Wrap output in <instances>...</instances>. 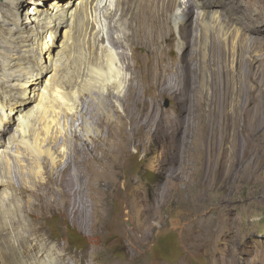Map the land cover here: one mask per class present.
Segmentation results:
<instances>
[{"label": "rangeland", "instance_id": "1", "mask_svg": "<svg viewBox=\"0 0 264 264\" xmlns=\"http://www.w3.org/2000/svg\"><path fill=\"white\" fill-rule=\"evenodd\" d=\"M195 1L181 0L180 12L173 6L163 19V51L156 59L171 69L156 87L142 73L151 58L149 48L122 39L121 29L112 30L115 21H103L104 37L122 39L119 47L106 40L103 45L124 54V64L131 67L123 73L120 96L97 88L80 94L78 109L66 116L62 108L51 131H60L58 151L68 137L67 148L77 146L81 159L95 156L97 163L102 160L116 169L113 184L92 185L81 175L76 186L79 215L72 217L61 208L39 212V184L72 153L68 149L53 169L47 163L43 180L34 175L35 153L26 140L43 130L44 114L34 116L25 141L8 150L9 179L6 173L0 177L11 186L0 187V196L9 193L0 203V214L5 213L0 220L15 233L39 235L40 245L61 257V264H264V0H202L213 29L200 24ZM42 2L19 0L15 9L10 7L18 28H8L33 25L30 17ZM175 12L181 13L179 23ZM180 24L189 25L192 43L182 42ZM200 39L206 40L205 52L200 51ZM7 53L0 47L1 56ZM83 62V52L75 48L61 67V81L73 84ZM130 78L150 110L140 112L138 105H130ZM34 104L29 100L25 110ZM7 110L0 107V118ZM104 115L107 123L98 128ZM117 118L124 134L118 131L112 139L110 127ZM16 124L0 127L4 142ZM119 142L122 153L114 160L106 153ZM75 169L73 165V173ZM66 227L85 238L82 249L69 246ZM33 253L32 262L44 258Z\"/></svg>", "mask_w": 264, "mask_h": 264}, {"label": "bare ground", "instance_id": "2", "mask_svg": "<svg viewBox=\"0 0 264 264\" xmlns=\"http://www.w3.org/2000/svg\"><path fill=\"white\" fill-rule=\"evenodd\" d=\"M18 1L0 0V47H4L8 52L5 56L0 55V107L2 111L8 108L4 112L3 118H0V127L5 123L17 122L16 129L8 142H4L0 136V146L2 147L0 150V174L6 173L9 179L10 157L8 150L13 143L25 141L31 120L38 114H44L43 130L39 131V134H35L32 141L26 140V144H31V150L35 153L34 175L43 180V175L47 174V163L53 169L60 164L61 160L63 161L65 152L67 153L70 150L72 153H70V157L66 156L67 158L64 159L61 167L56 171L54 170L52 176L47 175L46 179L44 178L45 181L39 184V193L36 195L39 202V212L50 208H61L62 212L74 217L80 213L77 204L78 190L76 186L80 184L81 175L85 176L92 185L101 186L103 181L113 184L112 182L115 181L117 173L116 169L112 171L111 165L108 163H103L102 160L97 163L95 156H92L89 161L81 159L77 146L67 148L66 141H68V137L63 139L58 151L55 143L57 140L56 134H59L60 131L55 129L57 132L51 133L52 126H56L58 123V114L62 108L64 110L62 112L66 116L74 114L79 106L78 97L80 94L89 93L94 88L102 92L106 90L113 94L112 97L119 98V90L126 81L123 73L131 67L124 64L126 56L116 54L111 48L105 47L103 45L104 40L108 41L112 47H119L122 39L128 42L135 41L148 47L151 58L147 63L148 65L143 68L142 73H147L150 76L153 87L159 86L163 81L164 74L171 69L165 63L158 62L156 59L159 52L163 51L160 42L164 36L162 30L165 27V20L163 19L171 7L175 6L176 10L179 11L177 7L183 1L44 0L45 2L35 6L36 15L30 17L33 25L12 30L8 28L9 25L18 28V19L10 7L15 9ZM186 4L187 2L184 5ZM195 4L200 7V24L203 27L213 29L209 19L210 12L205 7L207 3L196 0ZM186 7H189V5ZM29 10L30 8L26 9V14L29 13ZM172 10L175 9L172 8ZM182 11L183 14L184 10ZM173 14L175 20L180 15L177 12ZM178 19L181 21L180 18ZM105 20L115 21L112 30L121 29L122 39L114 38L112 35H105L104 37L103 21ZM193 24L194 22L192 26ZM23 28L25 31H21ZM189 28V25L180 24L179 26L181 40L184 44H189L192 39L190 38ZM204 31L206 32L205 29ZM199 47L200 51L205 52L207 48L206 40L200 39ZM75 48H79L83 52L84 62L77 71L74 83L66 84L61 81L60 71ZM204 56L202 57L204 58ZM152 80H155V82ZM131 81L132 78L128 81L130 105H138L139 111L144 112L149 109V106L145 100H141L132 88ZM36 87L39 90L38 94L34 92ZM18 94L23 96L22 99H16ZM110 94L106 96L111 97ZM106 96L103 99L106 100ZM25 99L28 101L24 102ZM29 100H32L35 104L32 108L25 110ZM107 106L111 107L112 105L108 102ZM129 111L127 113L128 119ZM106 115L100 119L97 125L98 128L107 123ZM136 120V114H133L131 116L132 127L136 126ZM113 123L110 127L111 137L117 136L118 131L119 134H122L123 123L118 118ZM114 126L119 127L116 129ZM72 138L76 140L77 135ZM94 149L99 152L100 146L95 145ZM121 153V143L119 142L115 143L112 150L106 154L111 155L114 160H120ZM41 155L44 156V159L40 161L39 156L41 157ZM73 165L76 167L74 173L72 171ZM82 169L86 173H83ZM1 186H11V183L9 181L4 182L0 177ZM6 194L0 196V203L5 201L9 193L6 192ZM0 215L2 218L5 217V213H3V216ZM17 232L15 233L11 226L0 220V264H61V257H55L54 253L51 254V250H47V246L40 245L39 235L33 237ZM34 251L37 253L36 255L43 254L44 258L42 257L41 260L36 261L33 259L35 262H32L30 257Z\"/></svg>", "mask_w": 264, "mask_h": 264}, {"label": "trees", "instance_id": "3", "mask_svg": "<svg viewBox=\"0 0 264 264\" xmlns=\"http://www.w3.org/2000/svg\"><path fill=\"white\" fill-rule=\"evenodd\" d=\"M66 241L75 249H82L86 245L85 238L69 227H66Z\"/></svg>", "mask_w": 264, "mask_h": 264}, {"label": "water", "instance_id": "4", "mask_svg": "<svg viewBox=\"0 0 264 264\" xmlns=\"http://www.w3.org/2000/svg\"><path fill=\"white\" fill-rule=\"evenodd\" d=\"M168 104V102H166V105Z\"/></svg>", "mask_w": 264, "mask_h": 264}]
</instances>
